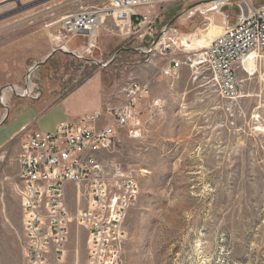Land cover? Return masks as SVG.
Wrapping results in <instances>:
<instances>
[{
    "label": "rangeland",
    "instance_id": "rangeland-1",
    "mask_svg": "<svg viewBox=\"0 0 264 264\" xmlns=\"http://www.w3.org/2000/svg\"><path fill=\"white\" fill-rule=\"evenodd\" d=\"M95 1L0 0V122L6 106L10 109L0 125V264H26L17 188L24 133L53 131L66 118L58 104L68 99L76 104L88 96L98 102L96 110L118 109L128 103L133 83L141 86L134 103L139 134L121 130L102 156L134 169L141 180L124 225L121 264H264V60L257 61L255 74L240 65L242 95L234 101L219 94L210 72L189 65L204 47L191 45L222 32L223 13L239 12V0L221 9L202 5L191 16L199 1L168 5L163 25L178 17L169 30L175 28L185 43L167 40L165 55L160 49L131 50L136 43L108 18L94 62L57 51L33 70L58 47L59 24L50 25ZM253 3L264 5V0ZM170 55L188 61L174 77L162 70ZM28 76L30 92L22 94L18 88L25 89ZM32 117H40L38 128L15 132ZM84 203L70 197L71 213ZM88 244V231L72 222L67 264H87Z\"/></svg>",
    "mask_w": 264,
    "mask_h": 264
},
{
    "label": "built area",
    "instance_id": "built-area-1",
    "mask_svg": "<svg viewBox=\"0 0 264 264\" xmlns=\"http://www.w3.org/2000/svg\"><path fill=\"white\" fill-rule=\"evenodd\" d=\"M175 1L96 0L81 5L50 25L59 24L56 48L94 62L100 29L112 18L119 34L134 41L133 48L137 51L151 53L160 49V54L165 55L169 40L166 33L174 34L177 30L163 32L166 26L163 17L167 6ZM195 1H199V6L190 10L189 16L195 15L202 5L221 9L229 0ZM236 7L239 12L223 13L222 33L189 59L190 66L211 73L213 86L230 101L242 95L238 69L244 60L251 54L256 61L264 60V5L239 0ZM148 35L150 41L145 40ZM186 62L170 55L163 73L177 76ZM140 89V85L133 83L127 94L128 103L108 113L96 110L75 121L59 122L53 131L33 129L24 133L17 159L20 179L17 188L23 213L22 251L26 264H67L66 244L72 222L88 231L87 264L122 263L127 237L124 225L129 210L137 204L141 180L134 169L110 164L102 156L121 130H127L131 137L138 136L141 122L134 103ZM70 197L79 203L85 200L75 214L69 208Z\"/></svg>",
    "mask_w": 264,
    "mask_h": 264
},
{
    "label": "crops",
    "instance_id": "crops-1",
    "mask_svg": "<svg viewBox=\"0 0 264 264\" xmlns=\"http://www.w3.org/2000/svg\"><path fill=\"white\" fill-rule=\"evenodd\" d=\"M191 67H195V66H191ZM81 99H83L85 101L89 100V105H87L86 107H82V106H84L82 104L85 101H83ZM81 99H78L76 104L69 101V99L67 101H64V102H61L60 104H58L61 107V108L60 107L59 108L62 112V115L66 116V118L61 120L60 122H62V121H75L78 119V117L85 114L86 112H93L94 110L99 109L97 101L94 102L93 100H90V98L88 96H82ZM39 118L40 117H38V118L32 117L28 122H26L22 126H20V128L18 130H16L15 132H20L23 128L30 127V126L33 128H38L37 122H38Z\"/></svg>",
    "mask_w": 264,
    "mask_h": 264
},
{
    "label": "bare ground",
    "instance_id": "bare-ground-1",
    "mask_svg": "<svg viewBox=\"0 0 264 264\" xmlns=\"http://www.w3.org/2000/svg\"><path fill=\"white\" fill-rule=\"evenodd\" d=\"M221 33H222V32H220L219 34H217L216 37L219 36ZM165 37H166V39H169V40H171V41H174L173 43H174L175 45H177V46H180V44H181L182 41H183V37H182L181 35H178V34H173V35H172V33H171V35H167V34H166ZM214 39H215V37L212 38L211 40H209L207 43L193 44V45H191V47L198 48V47L204 46V47H202L201 49H199V50L201 51V50H203V49L209 47V46L211 45V43L213 42ZM183 43H185V42L183 41ZM191 47H190V48H191ZM197 54H198V53H197ZM197 54H196V55H197ZM242 64H243V67H244L243 69H244L247 73H249V72H250L251 74H255V73H256L257 68H258V65H257L258 63H257V61H256V59H255V57H254V54H251V56L248 57L247 59H245L244 62H243ZM242 64H241V65H242ZM18 91L21 92L22 94H27V91H25V89L18 88ZM28 93H29V91H28ZM258 129H262V127H259Z\"/></svg>",
    "mask_w": 264,
    "mask_h": 264
},
{
    "label": "water",
    "instance_id": "water-1",
    "mask_svg": "<svg viewBox=\"0 0 264 264\" xmlns=\"http://www.w3.org/2000/svg\"><path fill=\"white\" fill-rule=\"evenodd\" d=\"M177 18H178V17H175V18L173 19V21H171L170 23H168V24L165 26L163 32L168 31L169 28L171 27V25L173 24V22H174ZM163 32H161V33L158 35L157 39L160 38V36L163 34ZM145 40H146V41H150V40H151V36L148 35V36L145 38ZM121 50H124V49H121ZM131 50H138V49L133 48V49H131ZM57 51H59V52H63V53H66V54H70V55H73V56H76L73 52L65 51V50H63V49H61V48H56V49H53V52H52L51 54H49L44 60H42L41 62L37 63V64L33 67V70H34V69H37V68L40 67L41 65L45 64V63L47 62V60H48V59H49L54 53H56ZM81 58L87 60L86 57H81ZM97 62H98V61H97ZM109 62H111V61H109ZM109 62H108V63H109ZM108 63H107V64H108ZM105 65H106V64H105ZM105 65H104V66H105ZM29 74H30V73H29ZM29 82H30V77L28 76V77H27V84H26V87H25V91H27V93H28V91L30 92V86H29L30 84H29ZM7 88H11L13 91H16L14 85H10V86H8ZM21 95H22V94H21ZM6 110H7V112L5 113V115H4L3 119H2V121L0 122V125L4 123V121L8 118V116H9V114H10V109H9L8 106H6Z\"/></svg>",
    "mask_w": 264,
    "mask_h": 264
}]
</instances>
